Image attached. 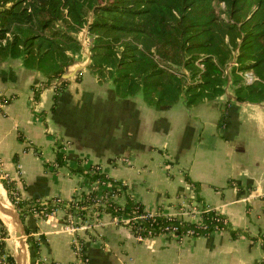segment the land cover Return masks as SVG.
Returning <instances> with one entry per match:
<instances>
[{"label": "crops", "instance_id": "crops-1", "mask_svg": "<svg viewBox=\"0 0 264 264\" xmlns=\"http://www.w3.org/2000/svg\"><path fill=\"white\" fill-rule=\"evenodd\" d=\"M90 62L91 52L84 53L67 76L49 82L21 59L0 56V182L7 194L6 179L19 199L70 201L89 178L78 168H98L127 185L112 197L122 206L128 194L151 213L180 216L184 206L207 205L228 218L229 228L139 240L97 207L88 210L91 225L78 219L76 230H68L67 207L47 216L31 212L24 223L37 250L28 243V264H79L76 240L87 264H264V99L238 100L229 83L218 99H180L162 110L141 93L120 94ZM59 153L66 157L60 166ZM2 228L8 231L0 241L13 256L0 215Z\"/></svg>", "mask_w": 264, "mask_h": 264}, {"label": "trees", "instance_id": "trees-1", "mask_svg": "<svg viewBox=\"0 0 264 264\" xmlns=\"http://www.w3.org/2000/svg\"><path fill=\"white\" fill-rule=\"evenodd\" d=\"M84 30L92 39L88 67L100 78L112 80L124 96L141 93L150 104L166 110L180 99L188 104L218 99L233 83L238 100L264 99V0H0V56L21 59L24 67L39 71L49 82L61 78L81 57L79 36ZM247 71L255 75L250 84L244 78ZM65 84L61 82L60 87ZM11 99L5 98L6 102ZM65 158L59 153L57 164L62 165ZM78 170L91 180L105 179L127 189L104 174H93L95 168ZM3 182L23 222L27 213L47 216L60 207H67L68 213L77 211L85 219L96 201L95 193H83L77 202L22 200L12 182ZM97 208L114 219L144 216L133 222L132 231L139 229L147 237L181 222L162 211L150 216L130 194L125 206L111 202L107 208ZM201 208L208 229L200 232L210 235L216 225L229 228V222L217 220L225 215L215 208L207 211V205ZM182 222V229L195 227L191 221ZM7 231L1 229L2 238ZM0 242L7 252L4 241ZM29 243L36 252L33 237ZM10 259L16 263L12 255Z\"/></svg>", "mask_w": 264, "mask_h": 264}, {"label": "built area", "instance_id": "built-area-1", "mask_svg": "<svg viewBox=\"0 0 264 264\" xmlns=\"http://www.w3.org/2000/svg\"><path fill=\"white\" fill-rule=\"evenodd\" d=\"M244 78L246 83L250 84L254 81L255 79V75L252 71H247L244 74ZM69 145L68 141H66V144L64 146V144H62V149L65 150V147ZM100 173L98 168H95V170L93 171ZM114 189L120 191L119 194H116L115 192H112ZM123 192V188L118 186V185H113L110 181L105 180V179H95V180H91L90 178H86L84 177V179L82 180V184H80V187L76 193V196L72 199L73 202H77L80 200L81 196L83 193L85 194H90V193H95L96 194V201L95 204H93V207H103V208H107L108 205L112 201V197L116 196V195H120ZM83 208H86V206H84ZM212 207L207 206V211L210 210ZM190 211V212H189ZM37 212V211H36ZM150 213V216H155L157 213ZM192 215H191V214ZM203 211L201 206L200 207H192L189 205V208L187 209L186 206H184L180 212V216L177 215H167L164 214L166 216H173V217H177L178 219L181 220L180 224H182L183 220H187V221H191L193 223H195V227H189L187 229H182L180 224L177 225H166L164 227H162V231L160 234L155 235V236H164L166 238L169 239H178V240H182L185 238H193V237H197V236H201V235H205L202 232H200L199 230H206L208 229V225L204 222L203 219V215H202ZM217 213L219 214L220 212L217 210ZM97 214H99V211L97 212ZM221 214V213H220ZM187 215L190 216L189 219H185L183 216ZM144 216H138L135 215L133 217H122V218H115L116 223L119 224H123L126 225L128 227H130L131 229H133V222L139 221L140 218H143ZM78 219H80L81 221L84 222V226L89 227L91 225L92 222H90L89 220H87L86 218L83 219L81 215H79L77 213V211H73L71 213H69V216L67 218V220L69 221L70 225L68 226V230H76L78 229L80 226L82 225H78L76 222L78 221ZM218 221H223L224 224H228L229 220L227 217L220 219L217 218ZM225 229L219 225H216L214 232L216 233L218 231H224ZM138 231V232H137ZM136 233L134 232V234L137 236V238L139 240H142L144 238H147V236L143 235L141 232H139L140 230L137 229ZM151 233V231L149 232ZM213 233H210L213 234ZM155 236H150V237H155ZM75 251L77 253V255L80 258V263L79 264H87V259L85 258V254L82 253L83 249L81 244L76 240L75 241ZM0 264H16L14 263L11 259H10V253L3 251L0 248Z\"/></svg>", "mask_w": 264, "mask_h": 264}, {"label": "water", "instance_id": "water-1", "mask_svg": "<svg viewBox=\"0 0 264 264\" xmlns=\"http://www.w3.org/2000/svg\"><path fill=\"white\" fill-rule=\"evenodd\" d=\"M67 75L68 74L64 73L63 77ZM0 210L2 212V218L11 223L12 231L21 240L19 249L13 254L16 264H28L29 235L20 213L9 200L6 202L2 198H0Z\"/></svg>", "mask_w": 264, "mask_h": 264}, {"label": "rangeland", "instance_id": "rangeland-1", "mask_svg": "<svg viewBox=\"0 0 264 264\" xmlns=\"http://www.w3.org/2000/svg\"><path fill=\"white\" fill-rule=\"evenodd\" d=\"M80 39H81V41H82V44H83V52H82V54H84V53H86L87 55H88V53H90L89 51H90V49H89V44L91 43V38L90 37H88L87 36V30H84L81 34H80ZM82 56V55H81ZM77 61V60H76ZM75 61V62H76ZM74 64V63H73ZM69 68V67H68ZM67 70V69H66ZM66 72H68V71H66ZM65 72V73H66ZM67 74V73H66ZM0 181H1V179H0ZM0 184H1V182H0ZM2 185V184H1ZM5 190V189H4ZM6 192V191H5ZM6 198L14 205V203L12 202V200L10 199V197H9V195L7 194V192H6ZM5 220V219H4ZM6 221V220H5ZM6 223H7V221H6ZM11 233H12V241H13V248H14V240H15V237H14V233L12 232V230H11Z\"/></svg>", "mask_w": 264, "mask_h": 264}, {"label": "bare ground", "instance_id": "bare-ground-1", "mask_svg": "<svg viewBox=\"0 0 264 264\" xmlns=\"http://www.w3.org/2000/svg\"><path fill=\"white\" fill-rule=\"evenodd\" d=\"M0 198H2L6 202L8 201V199L6 198V192H5V190H4V188H3V186L1 184H0ZM0 215L2 216L1 210H0ZM7 225L9 226L10 230H12L11 223L9 221H7ZM14 237H15L14 249H15V251H17L19 249L20 245H21V240L15 234H14Z\"/></svg>", "mask_w": 264, "mask_h": 264}]
</instances>
